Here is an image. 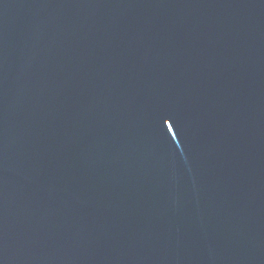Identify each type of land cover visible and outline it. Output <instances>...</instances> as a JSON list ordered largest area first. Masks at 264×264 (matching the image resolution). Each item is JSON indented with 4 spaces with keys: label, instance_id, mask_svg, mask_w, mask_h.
Segmentation results:
<instances>
[{
    "label": "water",
    "instance_id": "1",
    "mask_svg": "<svg viewBox=\"0 0 264 264\" xmlns=\"http://www.w3.org/2000/svg\"><path fill=\"white\" fill-rule=\"evenodd\" d=\"M0 264H264V0H0Z\"/></svg>",
    "mask_w": 264,
    "mask_h": 264
}]
</instances>
